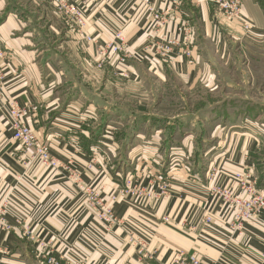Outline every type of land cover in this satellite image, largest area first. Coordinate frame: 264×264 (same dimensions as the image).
Masks as SVG:
<instances>
[{
  "label": "crops",
  "instance_id": "crops-1",
  "mask_svg": "<svg viewBox=\"0 0 264 264\" xmlns=\"http://www.w3.org/2000/svg\"><path fill=\"white\" fill-rule=\"evenodd\" d=\"M74 1L84 9L90 43L67 28L49 0H0V194H11L0 264H41L36 241L59 264H165L176 251L195 252L202 264H264V215L245 223L242 234L232 232L204 177L217 164L219 185L237 194L233 174L249 171L264 192V95L256 92L264 80V0L242 2L251 34L190 0H149L166 18L161 28L141 0ZM184 22L192 28L190 57L152 59L151 44L174 37ZM117 34L128 59L99 63L97 47ZM228 89L236 90V102ZM168 92L186 111L148 108L149 101L166 103ZM131 99H138L135 111ZM8 100L28 110V127L53 157L74 163L82 187L114 198L119 223L110 231L68 175L42 167L12 139ZM205 129L211 142L200 139ZM201 144L213 151L206 163L194 158ZM129 178L145 188L167 181V195L139 204L123 192ZM210 212L211 224H201ZM140 243L152 259L140 256Z\"/></svg>",
  "mask_w": 264,
  "mask_h": 264
},
{
  "label": "built area",
  "instance_id": "built-area-1",
  "mask_svg": "<svg viewBox=\"0 0 264 264\" xmlns=\"http://www.w3.org/2000/svg\"><path fill=\"white\" fill-rule=\"evenodd\" d=\"M145 5L147 12L152 17V25L161 28L166 23V18L159 14L151 5L149 0H141ZM196 4H207L215 8L217 15L227 21L236 22L245 34L253 32V26L242 13L243 0H190ZM54 12L61 16L65 25L69 30L76 34L83 35L85 42L90 43L93 40L83 34L86 26V17L84 9L74 0H49ZM174 37H166L161 35L157 41L151 44L153 53L150 57L157 62H168L173 54L183 52L184 56L190 57L187 47L192 43V28L187 23H180L175 29ZM125 49L124 39L121 34H117L114 42L99 45L96 49L97 59L99 63H107L110 60L126 61L122 53ZM134 59V58H133ZM2 75L0 74V101L5 99L2 90ZM4 111L8 126L12 132V139L19 144L22 149L32 150L35 160L39 164L51 171L68 175L77 187L85 192L86 201L89 206L95 210V217L103 225L106 232L110 231L119 220L115 217L111 202L114 198L110 197L108 201L97 197L96 193L85 187H82L80 181V173L71 160H60L50 154L49 146L45 142L38 139L28 127L27 113L28 110L17 105L15 101H7L4 105ZM187 170L189 168L186 167ZM191 178V176H188ZM234 183L238 189V193H233L227 187H218L215 182V176H206L207 190L210 195L211 204L221 206L229 215L230 230L242 234L244 224L264 215V192L257 189V181L254 175L249 171H242L233 174ZM168 182L158 180L154 186L145 188L134 182L133 178L126 179L123 186V192L134 198L139 204L145 203L149 199H157L165 197L168 190ZM156 188L154 190L153 188ZM11 194L4 190L0 194V229L8 230L5 224L4 216L7 209L11 206ZM169 219L162 218V223H168ZM212 222L211 212L202 218V223L209 225ZM35 248L41 264H59L58 259L50 252H46L44 242H35ZM141 250L139 252L142 258L152 259L147 256L145 243H140ZM260 258L264 261V251L260 254ZM84 264V263H78ZM165 264H202L201 259L195 252L176 251L172 258Z\"/></svg>",
  "mask_w": 264,
  "mask_h": 264
},
{
  "label": "rangeland",
  "instance_id": "rangeland-1",
  "mask_svg": "<svg viewBox=\"0 0 264 264\" xmlns=\"http://www.w3.org/2000/svg\"><path fill=\"white\" fill-rule=\"evenodd\" d=\"M262 75H263V79H264V71L262 72ZM258 82H259V85L262 84L263 86L257 87V91H256V87H255L254 90L256 92H260L261 95H264V80H260V81L258 80ZM228 91L230 92V94H228V96H229L228 98H230V101H235L236 102L237 99H234V98H237V96H238V95H236V93H237L236 90H234V89H228ZM255 95H259V94H255ZM174 96H175V94H173V96H171V92H168L167 98L165 100L166 103H163V104H155V102L149 101L146 104L148 105V108L150 110L159 111V112L161 111L162 113L167 114V115L173 114L175 111L176 112L186 111L187 104L185 102H184L185 104H181L180 101L178 100V98H174ZM171 98H173V100H170ZM131 100H132L131 101V109L133 111H135V109H136V107L138 105V99H131ZM184 100L186 101V99H184ZM234 104H237V103H234V102L233 103H230V105H234ZM183 105H185V106H183ZM226 123L227 124L229 123V119L225 120V123L224 124H226ZM202 135L203 136H200V139H204L205 141H207L208 138L212 139L211 137H209V132L206 129L204 130V134H202ZM213 140H215V139H213ZM210 142H211V140H210ZM206 148H208V147L206 146ZM206 148L205 149H202V144H201L194 151V153H195L194 154V158H196L195 159L196 161H198V162H200V161L204 162L205 161V163H206L207 160H208V158H210V157L213 158L214 157V155H212L213 151L207 152L208 150H206ZM204 153L205 154L207 153V155L204 156ZM205 163H201V164H205ZM164 169H163V171H164ZM199 170H200V168H199ZM221 172H222V168L219 167L217 164H214V165H211L208 168L206 167V171L204 173V177L206 178V176H208V177L215 176V179H216L215 182L217 183V186L219 187L220 186L219 185V179H220V176L222 175ZM206 186L207 185H205V188H206ZM206 190H207V188H206ZM199 222L201 224H203L202 223V219H200Z\"/></svg>",
  "mask_w": 264,
  "mask_h": 264
}]
</instances>
